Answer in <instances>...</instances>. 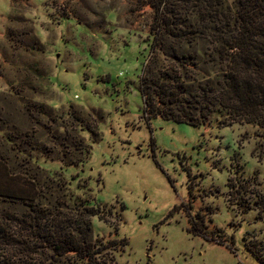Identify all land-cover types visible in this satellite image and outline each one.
<instances>
[{"label":"rangeland","instance_id":"rangeland-1","mask_svg":"<svg viewBox=\"0 0 264 264\" xmlns=\"http://www.w3.org/2000/svg\"><path fill=\"white\" fill-rule=\"evenodd\" d=\"M166 1L0 0V179L89 222V264H264V126L144 111Z\"/></svg>","mask_w":264,"mask_h":264},{"label":"trees","instance_id":"trees-1","mask_svg":"<svg viewBox=\"0 0 264 264\" xmlns=\"http://www.w3.org/2000/svg\"><path fill=\"white\" fill-rule=\"evenodd\" d=\"M164 4L163 28L153 25L154 55L141 79L145 113L190 124L223 113L230 123L264 126V0ZM19 175L0 179V249L14 250L3 264H89L99 251L89 222L57 221V199L39 206L38 177L22 182L20 191ZM13 207L25 210L9 212Z\"/></svg>","mask_w":264,"mask_h":264}]
</instances>
